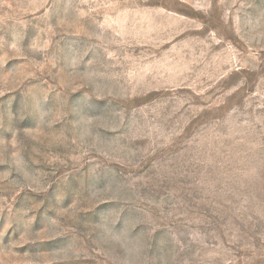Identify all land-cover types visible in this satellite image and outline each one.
I'll use <instances>...</instances> for the list:
<instances>
[{
	"label": "rangeland",
	"instance_id": "obj_1",
	"mask_svg": "<svg viewBox=\"0 0 264 264\" xmlns=\"http://www.w3.org/2000/svg\"><path fill=\"white\" fill-rule=\"evenodd\" d=\"M0 264H264V0H0Z\"/></svg>",
	"mask_w": 264,
	"mask_h": 264
}]
</instances>
